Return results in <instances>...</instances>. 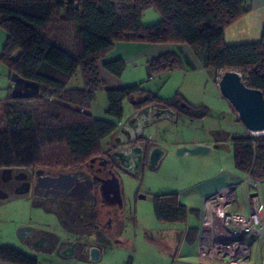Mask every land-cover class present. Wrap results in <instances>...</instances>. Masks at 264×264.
<instances>
[{
  "label": "trees",
  "instance_id": "trees-1",
  "mask_svg": "<svg viewBox=\"0 0 264 264\" xmlns=\"http://www.w3.org/2000/svg\"><path fill=\"white\" fill-rule=\"evenodd\" d=\"M151 8L162 19L144 25L143 14ZM249 11L246 0H0V26L7 32L2 59L12 82L9 96L0 100V169L51 164L46 153L58 144H66L68 154L57 164L86 163L117 131L125 99L136 111L156 105L193 116L195 108L204 109L202 116L210 112L204 105L182 108L177 95L163 98L131 84L108 87L109 117L94 118L91 104L106 85L102 71L120 76L126 68L124 58L104 56L117 42L187 44L205 69L216 76L236 70L245 84L264 93V29L257 41H226V30ZM184 62L171 51L150 60L149 73L173 71ZM78 70L84 87L69 88ZM17 78L37 83L38 91L21 84L17 95ZM232 144L236 168L264 186V135L235 136ZM154 207L162 222H184L189 215L173 193L156 196ZM0 262L37 264L12 247H0Z\"/></svg>",
  "mask_w": 264,
  "mask_h": 264
},
{
  "label": "rangeland",
  "instance_id": "rangeland-1",
  "mask_svg": "<svg viewBox=\"0 0 264 264\" xmlns=\"http://www.w3.org/2000/svg\"><path fill=\"white\" fill-rule=\"evenodd\" d=\"M262 13L254 12L256 17ZM161 19V14L153 8L146 10L142 17L144 25L157 23ZM250 19L254 17L250 15L247 20ZM248 26L251 30L247 28L246 38L238 36L241 33L238 25L229 28L226 31L228 42L259 40L260 36L255 38L249 33L254 25ZM168 45L149 44L144 52L148 55L149 52H160ZM146 57L145 54L125 55L126 68L122 75L109 73L111 75L105 77L103 74L106 85L97 91L90 107L94 118L109 117L108 87L131 84H141L144 89L163 98H175L177 95L182 108L187 103L204 105L209 107L210 112L202 116L204 109L195 108L193 116L177 110L174 118H153L143 128L140 125L137 132L143 131L144 136L157 145V152L148 157L138 172L117 174L122 196L121 203L117 205L106 206L100 195L96 204L80 202L78 206L64 203L61 205V221L55 213V207L47 204L51 211L42 210L38 206L42 200L36 201L32 195L11 194L8 198H0V247H12L27 253L36 258L37 264H200L198 241L193 237L202 224L204 198L220 187L235 182H240L244 190L249 188L248 174L235 166L232 139L246 134L258 137L264 132L246 131L237 110L221 92L219 80L222 72L216 76L214 70H205L203 67L192 70L184 62L180 68L149 78ZM68 87H84L80 70L69 81ZM123 108L118 129L136 111L129 99L124 100ZM117 135L103 139L104 147L108 149L114 143H120L116 140ZM124 143L118 144L117 150L128 148ZM200 146L208 150L192 152ZM181 149L184 151L180 152ZM67 154L66 144L55 145L46 153V157L55 162L40 168L52 174L78 168L84 174L90 166L93 165V169L98 167V162L91 164L90 161L83 166L56 163L57 159L65 161ZM169 193L177 194L178 201L188 206L186 221L168 223L156 218L155 197ZM75 207L85 212L84 220L81 218L83 222L79 224V230L68 231L62 223L70 221L72 217L65 216L63 212L71 209L77 214L72 209ZM87 222L92 224L91 228L90 224L86 225ZM25 227L49 230L51 233H47V237L50 239L57 238L62 244L77 243L79 247L72 256L62 254L60 246L54 249L38 248L29 243L28 237L22 238L21 228ZM190 231L193 236L188 237ZM38 234L43 235L41 232ZM87 246V249L84 248ZM90 247L99 248V259L90 258ZM256 249L253 250L254 264H264V238Z\"/></svg>",
  "mask_w": 264,
  "mask_h": 264
},
{
  "label": "flooded vegetation",
  "instance_id": "flooded-vegetation-1",
  "mask_svg": "<svg viewBox=\"0 0 264 264\" xmlns=\"http://www.w3.org/2000/svg\"><path fill=\"white\" fill-rule=\"evenodd\" d=\"M170 108L175 112L177 111L175 108ZM140 110L135 111L134 115ZM153 112L154 111L152 110L150 111V116L148 118H142L140 121V125H143L142 128L153 119ZM145 119L147 120L146 122H144ZM128 123L129 120H127L124 126H128ZM123 127L117 129L113 135L118 134L116 140L120 143L125 142V147L128 146V148L117 150V145L120 143H114V145L107 149L102 144L101 150L91 155L87 161H90L91 164H96V162H98V167L96 169H93L92 165L87 170V173L84 174L78 168L62 173L52 174L40 167L1 168L0 194L6 195L5 198H8L11 194H17L16 191L24 190L25 192L19 195H32L36 201L42 200V204H38V206L44 211H51V209L47 207V204H50L52 208L55 207V213L60 218L62 211L61 205L64 203H74L76 205L80 202L90 203V205L92 203L96 204L98 201V195H100L103 204L106 206L119 204L122 200L121 189L119 194L117 192L116 194L113 193V190L116 189V182L114 180L112 181V178L114 176L118 178L117 174L120 172L129 174L138 172L141 165H143L148 157L157 152V145L145 137L143 131L136 136L133 129H131V135L128 136L122 132ZM142 128L140 129L142 130ZM137 147L140 148V153H132V149ZM123 152L125 155L122 154ZM86 163L82 164V166L86 165ZM75 166L81 165L77 164ZM6 169L11 170L5 171ZM26 188L28 189L25 190ZM72 209H75L77 214H75L74 210L71 209H66L63 212L65 216L72 217L70 221L67 220L65 223H62L68 231L79 230V224H81L84 220L83 213L85 215L82 208L77 209V207H75ZM88 224H90V226ZM86 225L90 228L92 226L90 222H87ZM96 226L97 225H94V227ZM39 232L43 233V235L40 236L38 234ZM47 233H51V231L36 230L32 227L21 228L22 238L28 237V240L30 241L28 242L30 244L33 243V245L38 248L48 247L50 249H54L57 246H60L59 250L62 254L72 256L75 250L79 247L77 243L73 242L71 244H62V242L59 243L57 238L50 239L47 237ZM84 248L87 249L88 246ZM91 248L93 247H90L89 251Z\"/></svg>",
  "mask_w": 264,
  "mask_h": 264
},
{
  "label": "built area",
  "instance_id": "built-area-1",
  "mask_svg": "<svg viewBox=\"0 0 264 264\" xmlns=\"http://www.w3.org/2000/svg\"><path fill=\"white\" fill-rule=\"evenodd\" d=\"M247 174L246 211L235 210L238 207L236 185L223 187L204 198L198 237L200 264H254V247L244 237L247 234L257 239L264 237V190L260 180Z\"/></svg>",
  "mask_w": 264,
  "mask_h": 264
},
{
  "label": "crops",
  "instance_id": "crops-1",
  "mask_svg": "<svg viewBox=\"0 0 264 264\" xmlns=\"http://www.w3.org/2000/svg\"><path fill=\"white\" fill-rule=\"evenodd\" d=\"M246 6L250 9V11L243 18H241L240 20L235 22L232 26L238 25V27L240 29L239 31L241 32L238 36L240 38H246L245 36L247 35V28L249 30H251V28H249L248 25H254L252 31H249V33H251L250 36L253 35V36H255V38H257L258 36H261L262 31L264 29V0H246ZM255 11H257V13H258V11H263V13L260 16L257 15V17H256L254 14ZM250 15H251V17H254L253 20L252 19L247 20L250 17ZM249 21H250V23H249ZM232 26H230L229 28H231ZM6 40H7V32L0 26V100L7 99V97L9 96V87L12 84L10 77H9V73H8L7 63L5 60L2 59L4 45L6 43ZM239 40H242V39H239ZM226 41L228 42L227 36H226ZM240 42H247V41L228 42V43H240ZM166 44H168V43H166ZM146 46L147 45L136 43V42H117L114 45V47L109 52H107L104 56L106 59H114L117 57L124 58L125 55L134 56V55L145 54V57L147 56L146 58H147V62L149 65L150 60H152L156 57H159L160 55H163L165 53L174 51V52H178L182 55V57L184 58V61L192 68V70L198 69L200 67L204 68L203 64L201 63V61L199 60L197 55L194 53L193 49L187 44H170V45H168L167 48L163 49V51L149 52V55H148V53L144 52L145 50L148 49V47H146ZM124 60H125V58H124ZM148 65H147L148 77L151 78L152 76L149 73V66ZM205 70H207V69H205ZM109 73H111V72L103 70L102 76L104 74L105 77H107V76L109 77L111 75ZM104 76H103V79L105 81ZM125 86H127V85H125ZM114 87L118 88L121 86L114 85ZM246 131H248L247 128H246ZM199 145H206V144L205 143H199ZM206 146H208V145H206ZM230 185H236L237 186L238 207H236L235 210L246 211L247 206H248V199H247L248 190H244V188L242 187L240 182L239 183H236V182L231 183V184H228L226 186H230ZM226 186H222L220 188H223ZM263 190H264V186H263ZM214 191L215 190L210 191L209 194L214 192ZM244 193L246 195H244ZM198 213H199V217H200L201 211H199ZM199 233H200V230H197V234H196L197 241H198ZM244 238L248 242H250L253 245V247L256 249V247L258 248L260 240L264 237L257 239L255 236L247 234V235H245ZM256 254H258L257 249H256Z\"/></svg>",
  "mask_w": 264,
  "mask_h": 264
},
{
  "label": "water",
  "instance_id": "water-1",
  "mask_svg": "<svg viewBox=\"0 0 264 264\" xmlns=\"http://www.w3.org/2000/svg\"><path fill=\"white\" fill-rule=\"evenodd\" d=\"M15 92L17 95L20 91L19 85L24 84L25 89L30 93H35L39 89V85L30 80H22L15 79ZM219 86L222 94L229 100L232 106L237 110L239 117L247 130L252 133H261L264 132V93L260 89L249 87L242 79V75L240 72L236 70H227L225 71L219 80ZM153 112V118H160L163 116H169L174 118L176 116V112L171 108H161L155 105H150L142 110L138 111L128 123V126H124L122 128V132L131 135V129L135 131V135L138 136L139 132H137V128L140 126V121L144 117L150 116V111ZM207 147L200 146L196 150H192V152L197 151H206ZM184 149H181L180 152H183ZM140 153V148H133L132 153ZM125 155V153H122ZM140 157V156H139ZM11 169H6L5 171H10ZM116 182V189L113 190L114 194L116 192L120 193V185L119 179L114 176L112 181ZM26 188L25 190H27ZM24 190L16 191L17 194L24 193ZM1 198H5L6 195L0 194ZM144 197V196H142ZM121 203V201L119 202ZM91 258L93 260H97L100 257V250L96 247L91 248Z\"/></svg>",
  "mask_w": 264,
  "mask_h": 264
}]
</instances>
